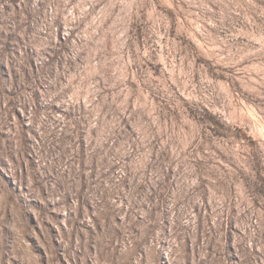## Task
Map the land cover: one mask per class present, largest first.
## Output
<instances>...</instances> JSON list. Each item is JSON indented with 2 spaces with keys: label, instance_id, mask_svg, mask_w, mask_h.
<instances>
[{
  "label": "rangeland",
  "instance_id": "1",
  "mask_svg": "<svg viewBox=\"0 0 264 264\" xmlns=\"http://www.w3.org/2000/svg\"><path fill=\"white\" fill-rule=\"evenodd\" d=\"M182 245L264 264V0H0V264Z\"/></svg>",
  "mask_w": 264,
  "mask_h": 264
},
{
  "label": "trees",
  "instance_id": "2",
  "mask_svg": "<svg viewBox=\"0 0 264 264\" xmlns=\"http://www.w3.org/2000/svg\"><path fill=\"white\" fill-rule=\"evenodd\" d=\"M85 196H86L85 194L81 195V192H80L79 198H80V201H82V202H81V206H80L79 210L82 211V214L85 213V209L84 208L89 207V203L87 202ZM98 196H99V202L97 203V207H96L95 210L99 214L100 219L102 220L103 217L107 216V212H105V211L107 209V201L110 198V195L106 191H101ZM163 204H164V201L161 200L160 203H159V208L160 207L162 208ZM153 234H154V229L151 228L150 231L148 232V235L150 236V235H153ZM182 247H183L184 250H186L185 253H184L185 256H182V258L179 259L182 262H178V264H193V262H192V258L193 257H192V254H191L189 248L188 247L184 248L185 245H182ZM176 260H177V258H176Z\"/></svg>",
  "mask_w": 264,
  "mask_h": 264
}]
</instances>
